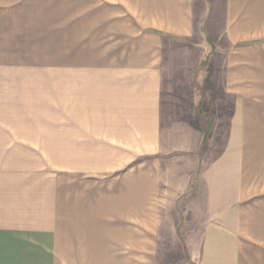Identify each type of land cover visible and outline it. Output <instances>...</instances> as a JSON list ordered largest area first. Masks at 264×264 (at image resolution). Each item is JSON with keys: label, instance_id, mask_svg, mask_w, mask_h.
Here are the masks:
<instances>
[{"label": "crops", "instance_id": "1", "mask_svg": "<svg viewBox=\"0 0 264 264\" xmlns=\"http://www.w3.org/2000/svg\"><path fill=\"white\" fill-rule=\"evenodd\" d=\"M0 264H264V0H0Z\"/></svg>", "mask_w": 264, "mask_h": 264}, {"label": "rangeland", "instance_id": "2", "mask_svg": "<svg viewBox=\"0 0 264 264\" xmlns=\"http://www.w3.org/2000/svg\"><path fill=\"white\" fill-rule=\"evenodd\" d=\"M193 7H194V12H195L196 11V8H195L196 4H193ZM217 15H218V13H217ZM194 18H196V17H194ZM217 22H219V18H218ZM195 23H199L200 24L199 18L197 20H195Z\"/></svg>", "mask_w": 264, "mask_h": 264}]
</instances>
